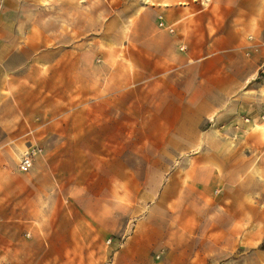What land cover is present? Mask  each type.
<instances>
[{
	"label": "rangeland",
	"instance_id": "1",
	"mask_svg": "<svg viewBox=\"0 0 264 264\" xmlns=\"http://www.w3.org/2000/svg\"><path fill=\"white\" fill-rule=\"evenodd\" d=\"M161 5L0 0V264H264V0Z\"/></svg>",
	"mask_w": 264,
	"mask_h": 264
},
{
	"label": "crops",
	"instance_id": "2",
	"mask_svg": "<svg viewBox=\"0 0 264 264\" xmlns=\"http://www.w3.org/2000/svg\"><path fill=\"white\" fill-rule=\"evenodd\" d=\"M155 1L160 4L161 9L163 8V6L161 4H163L165 2H170V3L175 2V1L176 2L181 1V2H186V3L193 2V0H155ZM201 1H203V0H201ZM191 17H192V15H188L186 13L180 12V10L177 9L176 18L174 20L168 21L166 15H164L162 13H160L159 18L163 22L164 25L169 26L173 29V33H176V31L179 30V27L181 29H185V30L191 29V33H193L195 26L192 23H188V21L190 20ZM184 20L187 21V23L185 22V24H183Z\"/></svg>",
	"mask_w": 264,
	"mask_h": 264
},
{
	"label": "built area",
	"instance_id": "3",
	"mask_svg": "<svg viewBox=\"0 0 264 264\" xmlns=\"http://www.w3.org/2000/svg\"><path fill=\"white\" fill-rule=\"evenodd\" d=\"M158 26L160 29L166 30L169 33H173V29L169 26L164 25L163 22H159ZM35 152L36 150H34V148H29V150L22 156L19 164V169L21 172H28L30 170Z\"/></svg>",
	"mask_w": 264,
	"mask_h": 264
}]
</instances>
